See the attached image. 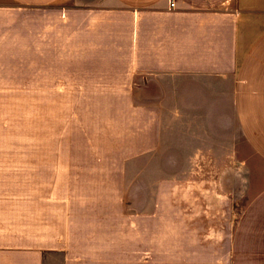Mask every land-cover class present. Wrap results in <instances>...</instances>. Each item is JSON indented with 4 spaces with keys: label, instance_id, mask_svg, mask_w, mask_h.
Returning a JSON list of instances; mask_svg holds the SVG:
<instances>
[{
    "label": "crops",
    "instance_id": "crops-1",
    "mask_svg": "<svg viewBox=\"0 0 264 264\" xmlns=\"http://www.w3.org/2000/svg\"><path fill=\"white\" fill-rule=\"evenodd\" d=\"M5 59L32 60L35 88L108 92L93 105L128 116L144 107L141 153L160 137L153 108L172 107L171 121L203 123L210 149L226 140L261 173L232 226L165 227L102 194L111 183L92 174L117 170L121 154L128 170L132 146L62 153L34 164L14 194L0 178V264H264V0H0V90Z\"/></svg>",
    "mask_w": 264,
    "mask_h": 264
},
{
    "label": "rangeland",
    "instance_id": "rangeland-1",
    "mask_svg": "<svg viewBox=\"0 0 264 264\" xmlns=\"http://www.w3.org/2000/svg\"><path fill=\"white\" fill-rule=\"evenodd\" d=\"M31 62L5 59L3 68L0 178L5 194L15 193L12 188L22 184L17 181L28 180L34 164L51 159L59 162L62 153L73 152L85 160L89 153L111 157L112 147L124 150L130 146L134 153L128 170L120 169L124 166L121 158L126 156L121 154L117 170L101 166L105 170L92 174L108 177L111 185L101 186L102 194L132 199L131 204L126 203L128 209L130 204L133 211H148L150 225L230 227L260 189V185L253 187L249 182L261 173L250 172L246 162L251 163L252 157L228 154L226 140L218 138L210 149L203 123L174 122L172 107H154L163 115L160 137L149 140L153 147L150 153H141L145 145L142 136L146 135L144 107H132L128 116L125 107L93 105L100 104L99 98L108 92L35 88L43 85L31 83V73L36 70ZM140 94L133 92L135 103H140ZM129 128L133 138H120Z\"/></svg>",
    "mask_w": 264,
    "mask_h": 264
},
{
    "label": "built area",
    "instance_id": "built-area-1",
    "mask_svg": "<svg viewBox=\"0 0 264 264\" xmlns=\"http://www.w3.org/2000/svg\"><path fill=\"white\" fill-rule=\"evenodd\" d=\"M169 6L173 8L175 6V0H169Z\"/></svg>",
    "mask_w": 264,
    "mask_h": 264
}]
</instances>
